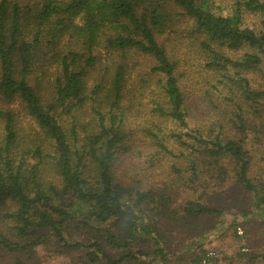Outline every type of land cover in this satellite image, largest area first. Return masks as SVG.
Listing matches in <instances>:
<instances>
[{"label": "trees", "instance_id": "obj_1", "mask_svg": "<svg viewBox=\"0 0 264 264\" xmlns=\"http://www.w3.org/2000/svg\"><path fill=\"white\" fill-rule=\"evenodd\" d=\"M182 18L187 61L159 39ZM255 143L264 0H0L5 264L39 247L67 264H219L195 240L225 213L264 215ZM245 247L243 264L264 260Z\"/></svg>", "mask_w": 264, "mask_h": 264}, {"label": "rangeland", "instance_id": "obj_2", "mask_svg": "<svg viewBox=\"0 0 264 264\" xmlns=\"http://www.w3.org/2000/svg\"><path fill=\"white\" fill-rule=\"evenodd\" d=\"M188 22L187 18H182L179 22H175L173 27L171 28L170 33H165L164 35L160 36V40L165 42L168 45H171V38L172 43L176 46V53L182 61H187L189 59V53L185 51L188 49L185 45L187 39L189 37L185 23ZM167 38V39H165ZM182 41V43H180ZM185 42V43H183ZM101 60H106V53L104 50H100ZM133 57L130 60L133 62L132 59L142 60L138 53H132ZM109 61V60H108ZM98 66V65H97ZM137 71L141 70L140 65H136ZM185 70L188 76H191L190 71L192 70L196 76H199L200 72H203L201 69L199 71H194V69H190L189 66H185ZM196 72V73H195ZM98 71L92 70L90 73L91 78L96 77ZM133 77H137V72L133 74ZM132 79V78H131ZM7 103V102H6ZM6 105V104H5ZM11 107H14L16 111L22 116L18 109V102L13 101L9 104ZM256 144V143H255ZM254 144V145H255ZM257 146L254 147L253 155L254 159L256 160V166L254 167L255 170L258 172H262L264 176V144L259 146V143L256 144ZM262 169V171H261ZM225 200V199H224ZM223 200V201H224ZM3 207L0 208V227L7 228L8 224L5 220L1 219V213L3 211ZM221 222L216 226V228L211 231L210 233L206 234L205 239H197L196 242H204L206 247L208 248V255L212 257H218L221 261L219 264H243V261L237 259L236 252L237 251H246L248 249L245 247V243L249 242L252 244L253 247L257 249V252H264V215H255L251 217H242L241 215L228 214L225 213L221 217ZM242 221V222H241ZM232 222H236L237 228V236L233 234V230H229V226ZM231 223V224H230ZM230 224V225H229ZM75 255L73 253H57L52 250V248H45L39 247L37 253V260L29 261L30 264H67L71 263L74 260ZM0 259L2 261L1 264H5L10 257L7 254L0 252ZM237 259V260H236ZM231 260H234L231 262ZM4 261V262H3ZM257 264H264V260L257 263Z\"/></svg>", "mask_w": 264, "mask_h": 264}]
</instances>
